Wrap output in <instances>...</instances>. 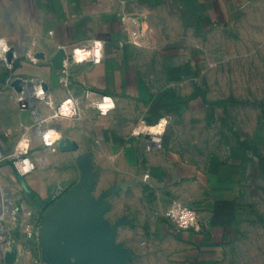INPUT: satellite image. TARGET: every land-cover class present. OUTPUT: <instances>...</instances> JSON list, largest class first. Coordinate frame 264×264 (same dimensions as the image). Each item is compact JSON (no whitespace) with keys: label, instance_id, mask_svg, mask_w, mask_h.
<instances>
[{"label":"crops","instance_id":"0c3cea01","mask_svg":"<svg viewBox=\"0 0 264 264\" xmlns=\"http://www.w3.org/2000/svg\"><path fill=\"white\" fill-rule=\"evenodd\" d=\"M252 1L0 0V36L15 54L12 69L0 59L2 190L16 172L6 159L33 122L18 95L43 80L54 105L72 96L83 109L78 118L56 120L60 140L72 147L60 149V140L49 147L31 135L35 170L23 175L40 213L70 196L63 205L84 232L91 221L100 226L97 243L113 264H224L227 245L251 219L250 187L264 177V152L244 117L205 93L199 43ZM94 39L104 43L100 62L58 66L60 48ZM102 94L116 103L107 114L90 105ZM30 102L45 116L52 111L33 95ZM160 117L167 118L162 135L133 134L141 121L154 125ZM208 137L215 144L204 149ZM174 200L198 211L207 222L201 233L165 218ZM0 264H9L1 254Z\"/></svg>","mask_w":264,"mask_h":264},{"label":"rangeland","instance_id":"374dc122","mask_svg":"<svg viewBox=\"0 0 264 264\" xmlns=\"http://www.w3.org/2000/svg\"><path fill=\"white\" fill-rule=\"evenodd\" d=\"M199 44L204 49L201 80L205 93L209 98L226 100L232 114L244 117L241 123L258 134L264 152V0H253L231 24L210 29ZM203 141L204 149L215 144L213 137ZM31 158L34 167L27 172L17 168V154H9L6 159L15 162L16 172L11 184L5 186L7 193L0 207V226L5 229L0 254L4 257L7 250L15 253V261L9 264H100L89 254L75 250L74 238L62 234L56 226L46 227V209L40 213L37 194L24 183L23 174L35 170V159ZM86 175L89 180L88 172ZM256 182L250 187L251 219L227 245L224 264H264V177Z\"/></svg>","mask_w":264,"mask_h":264},{"label":"built area","instance_id":"2783aa9c","mask_svg":"<svg viewBox=\"0 0 264 264\" xmlns=\"http://www.w3.org/2000/svg\"><path fill=\"white\" fill-rule=\"evenodd\" d=\"M133 19L136 21V18H133ZM122 20H123V22L127 21L126 16H122ZM124 28L125 29H128V25H127L126 22L124 24ZM134 33L136 34V31ZM0 38H3L4 39V37H1V36H0ZM94 40H97V39H94ZM94 40L88 41L87 43H84V44L79 45V46H76V47H88L90 49L91 42L94 41ZM76 47H73L70 50V52H67L66 49H65V51H66V57L63 60V69L65 71L69 70L70 69V65L73 63L72 62V51ZM10 50H12V49H11V47L9 45V48H8L6 54H5V57L1 59L2 61H4V63L8 67V69H12L13 68V66H14L13 59L15 57L14 51L12 50V52H13V58L12 59H9L8 58V52ZM103 50H104V43H103ZM101 60H102V58H101ZM65 61H67V63H65ZM86 61H91V62L97 63L94 57L92 59L86 60ZM86 61H84V62H86ZM81 63H83V62H81ZM38 86L43 89V92H44V98L43 99H41L40 97H38L36 95V88ZM90 93H91L90 90L86 91V96L88 94H90ZM32 95L34 97L38 98V100L44 101L46 103V100L49 97V94H48L47 90L44 87V81L43 80H38V79L34 80V87H33V90L31 92H29L28 90H26L25 88H23L20 91L19 95H18V99L21 101L22 106L23 107H26V108H31V114H32V119H33V122L30 125L28 132L26 134L22 135V137L20 138V140L22 138H25V137L28 138V140H29L28 150L26 152H18L17 153V155L19 157V161H22L24 159H28L29 162L33 165L32 168H30L28 171H30L34 167V164L32 162V158H31V156L29 154L30 146H31L30 144H31V141H32L31 135H33V133H34V135L36 137H39L40 138V141L43 144H45L44 141H43V139H42V135H43V133L45 131L48 130V128H54L55 130L60 131V129H59L60 126L58 125V123H56V120L59 119L60 117H63V116L62 115L61 116H54V113L57 112L60 109V107H61V105H62V103H63L64 100H66L68 98H71L74 101L78 102L77 103L78 111L71 118H78V117H80L81 116L82 109H83V106H82L81 102L78 99H76L75 97L70 96V97L64 98L60 103H58L57 105H54V107L53 106H50V107H52V111H51V113L49 115L45 116V115H43V113L41 112V110L38 108L37 104H34V103L32 104L30 102V98H31ZM104 96L111 97L113 99L114 104H115V107H116L115 100L110 95L102 94L99 97L94 98L93 100H95V99H101ZM93 100H91V102H90L91 107H93V105H92V101ZM114 108L110 109L109 111L113 110ZM30 131H31V134H30ZM157 135H162V134H159L158 133ZM60 138L56 142H54L53 144H51V145H46V144L45 145L46 146H49V147H53V146H55V144L58 143V141L60 140ZM18 144H19V142H18ZM5 157L6 156L4 155V153H2V155H0V160L4 159ZM18 169L21 171L20 168H18ZM24 172H27V171H24ZM147 177H148V174H146V178ZM177 208L187 210L188 213L190 214L186 218V223L184 224V226H182V223H184V222H182L179 219V215H176L175 212H174V210H176ZM164 215H165V218L170 222V224H172L175 228L180 229V230H191V231H194V232H197V233H201L204 230V228L207 226V222L200 217V215L198 214V211L196 209H194L191 206L185 205L184 203H182L179 200H174L169 205V207L165 211V214Z\"/></svg>","mask_w":264,"mask_h":264},{"label":"clouds","instance_id":"9594fccd","mask_svg":"<svg viewBox=\"0 0 264 264\" xmlns=\"http://www.w3.org/2000/svg\"><path fill=\"white\" fill-rule=\"evenodd\" d=\"M135 33H133V37H135ZM137 41L133 39V43ZM9 48L7 41L3 38H0V59L5 57V54ZM95 58L96 62H99L103 57V42L101 40H94L91 42L90 49L88 47H76L72 51V62L73 63H81L86 60H90ZM67 63V61H65ZM36 95L41 99L44 98V92L41 87L36 88ZM46 103L49 106L54 107V100L52 97H48ZM77 103L71 98H68L63 101L60 109L54 113V116H64L71 118L78 111ZM93 107L97 108L102 114H106L110 109L115 107L114 101L109 96H104L101 99H95L92 101ZM167 124V118L160 117L158 122L154 125H147L145 122L141 121L140 126L137 129L133 130V134H138L140 132H145L149 134H162L165 130V125ZM62 133L60 131L55 130L54 128H48L42 135V139L46 145H51L56 142ZM154 139H158L157 136L153 137ZM29 147V140L27 137L22 138L19 141L17 150L18 152H26ZM32 164L28 159H24L22 161L17 162V167L21 169V171H28L32 168ZM176 215H179V219L184 222L182 226L186 223V218L190 215L187 210L177 208L174 210ZM182 213V214H181Z\"/></svg>","mask_w":264,"mask_h":264},{"label":"water","instance_id":"95a60500","mask_svg":"<svg viewBox=\"0 0 264 264\" xmlns=\"http://www.w3.org/2000/svg\"><path fill=\"white\" fill-rule=\"evenodd\" d=\"M66 57V51L63 48H60L57 52L58 66L63 67V60ZM8 58H13V52L10 50L8 52ZM15 66V61H13ZM20 80V79H19ZM18 86V84H17ZM45 87V85H44ZM46 89V87H45ZM47 90V89H46ZM73 144L69 139L62 138L59 142L60 149H67L72 147ZM68 201L72 203V198L70 196L64 197L63 200L58 201L53 206L48 207L44 213L43 221L47 224L46 227L56 226L62 234L66 236H71L74 238L73 248L79 250L83 253L89 254L94 260H98L100 264H113L112 260L108 256L107 252L97 243V239L100 232V226L95 222L88 223L91 232L86 233L83 231V228L78 225V223L73 218V215L76 212H73V209H67L63 203ZM76 216V215H75ZM43 234L44 231L41 230ZM44 238V237H43ZM15 253L7 250L4 255V260L7 263H13L15 261Z\"/></svg>","mask_w":264,"mask_h":264},{"label":"bare ground","instance_id":"6f19581e","mask_svg":"<svg viewBox=\"0 0 264 264\" xmlns=\"http://www.w3.org/2000/svg\"><path fill=\"white\" fill-rule=\"evenodd\" d=\"M7 192L0 191V207L3 206V198L6 196ZM6 204V203H5ZM5 206V205H4ZM5 209V208H4ZM12 209V208H11ZM5 237V229L0 226V238L3 240Z\"/></svg>","mask_w":264,"mask_h":264}]
</instances>
